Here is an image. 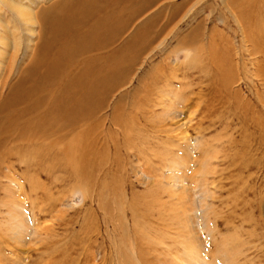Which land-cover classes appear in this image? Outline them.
<instances>
[{
  "label": "rangeland",
  "instance_id": "obj_1",
  "mask_svg": "<svg viewBox=\"0 0 264 264\" xmlns=\"http://www.w3.org/2000/svg\"><path fill=\"white\" fill-rule=\"evenodd\" d=\"M61 1L0 0V100ZM251 1L153 0L132 19L111 47L147 29L95 111L109 148L86 179L54 173L43 201L0 148V264H264V20L255 42L236 17Z\"/></svg>",
  "mask_w": 264,
  "mask_h": 264
},
{
  "label": "bare ground",
  "instance_id": "obj_2",
  "mask_svg": "<svg viewBox=\"0 0 264 264\" xmlns=\"http://www.w3.org/2000/svg\"><path fill=\"white\" fill-rule=\"evenodd\" d=\"M126 1L127 4L116 9ZM152 1L62 0L43 14L38 36L41 41L18 79L0 100V148L24 165L30 195L39 188L43 201H47L46 181H54L56 172L70 169L86 179L87 164L96 158V153H105L109 148L95 135L106 122L94 114L113 86L126 79L139 52L135 44L147 26L141 25L120 46L111 45ZM6 5L13 7L10 2ZM262 6V0L247 2L236 16L239 26L243 25L241 32L251 41L256 42L253 33L259 31L264 20ZM100 10L109 12L101 14ZM152 18L143 24L148 25ZM113 111L115 114L116 109ZM122 120L116 114L108 124L113 123L115 128L126 132L128 127L123 125L131 124ZM104 130L108 138H113L116 153L111 128ZM129 130L132 133L135 128L132 126ZM8 162L11 168L14 162ZM42 176L46 180H42Z\"/></svg>",
  "mask_w": 264,
  "mask_h": 264
}]
</instances>
